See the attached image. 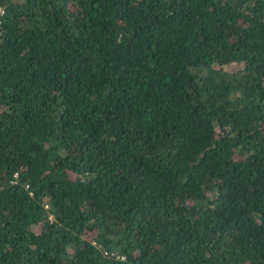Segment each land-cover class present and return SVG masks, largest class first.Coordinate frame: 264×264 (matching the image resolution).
I'll list each match as a JSON object with an SVG mask.
<instances>
[{
	"label": "trees",
	"instance_id": "trees-1",
	"mask_svg": "<svg viewBox=\"0 0 264 264\" xmlns=\"http://www.w3.org/2000/svg\"><path fill=\"white\" fill-rule=\"evenodd\" d=\"M0 264H264V0H0Z\"/></svg>",
	"mask_w": 264,
	"mask_h": 264
},
{
	"label": "rangeland",
	"instance_id": "rangeland-1",
	"mask_svg": "<svg viewBox=\"0 0 264 264\" xmlns=\"http://www.w3.org/2000/svg\"><path fill=\"white\" fill-rule=\"evenodd\" d=\"M235 67H236L235 64L224 66V68H225L226 70H231V69H234ZM69 176L72 178V177H73V174L69 173ZM39 228H40V226L38 225V226L33 227V230H34V231H38ZM90 235H91V234H90Z\"/></svg>",
	"mask_w": 264,
	"mask_h": 264
}]
</instances>
